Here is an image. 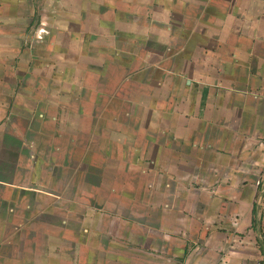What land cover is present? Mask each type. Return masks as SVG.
Here are the masks:
<instances>
[{
    "label": "crops",
    "instance_id": "0c3cea01",
    "mask_svg": "<svg viewBox=\"0 0 264 264\" xmlns=\"http://www.w3.org/2000/svg\"><path fill=\"white\" fill-rule=\"evenodd\" d=\"M0 264H264V0H0Z\"/></svg>",
    "mask_w": 264,
    "mask_h": 264
},
{
    "label": "rangeland",
    "instance_id": "374dc122",
    "mask_svg": "<svg viewBox=\"0 0 264 264\" xmlns=\"http://www.w3.org/2000/svg\"><path fill=\"white\" fill-rule=\"evenodd\" d=\"M23 118H24V117H22V118L20 119V121H21ZM18 121H19V120H18ZM29 121H33V122L35 123V122H36L35 117H33V118L30 117V118H29ZM29 121H28V122H29Z\"/></svg>",
    "mask_w": 264,
    "mask_h": 264
}]
</instances>
